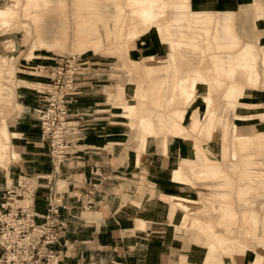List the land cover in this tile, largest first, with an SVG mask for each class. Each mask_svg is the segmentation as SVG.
Segmentation results:
<instances>
[{
  "label": "crops",
  "instance_id": "crops-1",
  "mask_svg": "<svg viewBox=\"0 0 264 264\" xmlns=\"http://www.w3.org/2000/svg\"><path fill=\"white\" fill-rule=\"evenodd\" d=\"M202 2L210 3L209 0L199 3L204 4ZM255 5L259 6V12ZM192 6L197 4L192 2ZM209 7L210 12L207 13L215 14L218 20H228L239 41L236 51L245 44L250 45L255 58L252 62L256 73L253 87L257 89L264 83V41L261 40L264 28H261L263 33L256 29L257 41H260L258 46L252 40L242 42L233 29V12L228 9L214 10L211 4ZM250 7L255 20L258 14H264L261 0H252ZM40 9L39 40L43 38L41 42L45 48L55 47L57 40L53 41V37L56 39L60 36L59 31H54L57 21L52 20L51 12ZM109 10L112 11L110 7ZM49 20L52 27L45 29L44 23ZM140 40L136 43L140 47L139 52L136 48L131 51L134 58L166 54L163 46L151 34L144 35ZM94 57H86L88 66L80 78L79 90L70 108L73 122L77 125L78 140L72 154L58 166H54L50 160L48 143L41 139L39 124L32 113L38 105V90L48 82L55 57H45L39 62L41 75L34 73V77L18 79L24 82L17 88L18 114L10 124L5 120L10 133V153L11 156L16 154V160L12 156L8 168L0 167V202L5 190L25 177L37 187L33 211L39 216L38 222L42 221L41 217L48 208V196L54 195L59 200V218L64 222V229L56 248L60 251L61 264H160L162 255L167 256V264H203L206 247L191 241L185 231L178 229L183 212L174 208L170 201L173 196L190 200L200 198L197 187L174 181L171 174L183 160L195 159L194 144L179 135H169L167 150L160 148V142L157 143L155 137H148L145 149H140L134 130L121 115L120 104L131 101L130 84H123L122 99L116 100L113 94L121 82L111 76V68L104 60ZM14 79L15 73L12 82ZM233 83L241 81L235 79ZM36 84L39 86H34ZM8 88L11 103L14 91L11 85ZM253 98L243 103L256 106L248 107L252 109L250 112L241 105L236 110L238 114L251 115V119L245 121L247 123L236 120V124L242 130L248 127L264 134V92H259ZM194 111L199 116L201 106L188 108L182 124L188 126ZM12 131L17 135V141ZM216 133L203 140L202 148L209 158L220 164L222 141L219 131ZM200 187L205 196L211 191L203 183ZM26 203V200L16 201L17 205ZM141 221L144 226L139 229L137 226ZM221 258L223 264H253L256 254L246 250L243 253L223 254Z\"/></svg>",
  "mask_w": 264,
  "mask_h": 264
},
{
  "label": "rangeland",
  "instance_id": "rangeland-1",
  "mask_svg": "<svg viewBox=\"0 0 264 264\" xmlns=\"http://www.w3.org/2000/svg\"><path fill=\"white\" fill-rule=\"evenodd\" d=\"M5 1L7 2V6L9 8L12 7L15 11L14 13L18 15L0 16V95L5 94V92L10 93V90H8L9 85L12 86L14 91L11 103L10 100L0 101V122L3 126L7 128L5 120L10 124L18 114L19 108H17L16 102L19 103V89L17 88L19 84L24 83L19 82L20 80L18 79L23 78V76L34 77L37 73L41 75V72L39 71V62L45 57L50 59L49 57L56 58L61 55L81 53H83L84 57L94 55L107 63V65L111 68L110 73L113 78L118 79L121 84L124 83V80L127 78V73L131 71V66L128 63V60L131 59L130 51L136 48L138 49L136 51L139 52L140 47L136 46L137 42H135V39L137 37H143L144 28L142 26L139 27L138 25V29L132 30L128 21L129 17L127 22L125 20L123 26L121 28L119 27L118 32L119 35H121V39L114 37L110 32H107L106 34L102 33L97 28V25L100 21H105L106 19H104V17H99L98 13L103 14V16L107 13L109 15L114 14L116 9L112 3H103L105 0H48V5L40 4L39 6H30V8L28 7L29 0ZM190 1L191 0H189V6ZM251 2L252 0H210L209 4H211V8L214 10L217 9L223 11L224 9H228L232 11L234 18L233 29L238 34L241 41L244 42L252 40L258 46L260 41H257L258 35L256 33V29L260 31V33H263L261 28H264V14H258V19L255 20L253 10L251 7L249 8ZM261 2L264 5V0H261ZM119 3L126 5V3H122L121 0ZM109 7L112 11L109 10ZM247 7L249 9H247ZM40 8H43L47 12H51L50 14L53 16L52 20H55V22L57 21V26L54 31H59L60 36L56 39L53 37V41L57 40V42L54 43L55 47L45 48V45L39 40L40 35H38L37 31L38 21L36 15ZM255 8L258 12L260 11L258 5H255ZM26 9L28 12L27 14H25ZM12 17L16 21H13ZM10 19L11 21H9ZM19 22L22 23V25ZM6 26L8 28H5ZM44 27L45 29L52 27L50 20L48 23L45 21ZM221 28L222 27L218 28V35H222ZM196 30L201 31L199 29ZM212 34V31H210L205 42L201 45V47L205 49L202 53L201 61L198 60V57L201 54H197V58L193 61L184 60L180 71L181 75L186 72V78L190 77L192 79L197 77L198 79V86H193L189 80L186 84V89L190 92V96L192 95V99L204 98L209 102H207V104L211 109H221L226 118H233L234 112L237 110L239 105L243 108L256 107L254 105L243 103L254 99L253 97L256 94H259V92H264V83L257 89L253 87L255 82L254 76H256V73L252 62H254L255 58L249 44H245L237 51L235 49H232L231 51L229 50V52L226 50H217L212 43ZM151 35L155 37L154 34ZM260 36L262 37V35ZM171 39V36L163 35L160 38L159 43L164 49H166L168 48L166 46L167 44L174 45V43L170 42ZM262 39L264 41V37H262L261 40ZM246 47H249L247 51L244 49ZM169 54L170 55L168 56L171 58L172 53ZM217 55L221 58L219 57V59H216L214 56ZM233 56H237L235 58H238V60L242 59L244 56L253 59L248 61L246 64L240 61L242 64L240 65L238 64L239 62L237 63L236 61H233ZM132 57L134 58V56ZM133 62L136 64L134 68V81L144 79V85L146 86L149 80L146 65L149 61L143 55L140 59H133ZM31 67L37 68L31 69ZM259 69L261 70L260 62ZM29 71L33 72L30 73ZM247 71H249L248 74ZM167 72L168 74L164 77L163 81L156 85L155 90L151 89L145 91L144 99L133 95L131 102H135L136 107L140 112L147 108H152L154 111L161 109L163 112H168L169 108H163V106L159 107L160 104L164 103L165 97L170 96V93L163 91V88L169 81L170 76H172L169 73V69H167ZM14 73L15 79L12 82ZM199 73H201V77ZM183 79L185 80V77ZM235 79L241 81V83H233ZM223 80H227V82H223ZM203 83L205 84L203 85ZM208 83L211 85H207ZM34 86L38 87L39 85L36 84ZM129 87L132 88L133 85L130 84ZM231 90H233V92ZM153 96L154 101L156 102L155 105L152 102ZM115 99H122V95L116 97ZM124 104H127V102L123 101L120 104V107ZM30 109L31 108H29V110ZM251 110L252 109L250 108L247 112H250ZM247 116H250V118L252 117L251 115ZM132 129L134 130V135L138 140V127H134ZM252 129L253 128H249V133L252 137L251 142L257 143L258 141L255 139L256 135L264 134L253 131ZM220 133L221 132H219V134ZM223 133L224 132L220 135L222 141V154L220 155L219 162L221 163L219 164L211 158H206L204 164L218 165L219 177L214 178L221 179V181H223L221 185L231 188L229 190V194L227 193L224 195V191L222 192L214 189H209L211 191L207 192L206 196L202 194V192L198 193L200 197L203 195L205 201L207 200V204H209L206 213L210 215L214 212L219 213L222 211V204H227L233 211L235 221L230 225L229 234L224 237L223 234L226 233L225 230H223L221 226H217L215 224V220L211 218L212 216H210L209 220L206 221V226H208L212 232L208 236L204 233L201 235V239L203 241L202 245L206 247V253L209 254V260L215 264H223L221 258L223 254L243 253L246 250L255 252L256 260L253 264H264V199L258 198L260 190L257 188V181L264 182V159L260 158L261 156L258 157L252 155L250 158L242 161L240 157H235L233 159L230 156H227V154H225L227 147L224 142ZM194 135H197L202 142L205 138H210L209 136H205L204 132L195 133ZM240 143L242 144L243 141L235 139L231 149L232 152H236L238 149H241L238 147ZM252 149L258 150L259 148L253 147ZM5 155V158L8 156V159L6 161L3 159L0 160V167L2 168L9 167L12 156L13 160H16V154H12L11 156V153L7 152ZM249 159L251 163L249 162ZM260 160L263 161L261 162ZM252 163H256L255 166ZM230 164H236V169H234L232 167L233 165ZM243 164L245 166H243ZM187 165L188 164L181 162L179 168L184 169ZM249 165L251 166L249 167ZM192 175L195 176V174ZM249 175H251V179H253L254 182L251 184L250 188H248L250 195L243 203V200L239 197V193L242 191L244 185H249L247 182V179L249 178L246 177ZM203 176L205 177L202 179L203 185L207 186V177L210 175L204 174ZM194 181L196 182V179H194ZM194 187L196 186L194 185ZM238 222L241 224V228L243 229L242 237H238L236 233L237 230L239 231ZM181 230L186 232L189 239H192L196 233L195 231H189L185 228H182ZM207 239H210L212 242V248L211 245L206 242ZM239 240L243 241L244 244H239ZM161 263L166 264L165 262Z\"/></svg>",
  "mask_w": 264,
  "mask_h": 264
},
{
  "label": "bare ground",
  "instance_id": "bare-ground-1",
  "mask_svg": "<svg viewBox=\"0 0 264 264\" xmlns=\"http://www.w3.org/2000/svg\"><path fill=\"white\" fill-rule=\"evenodd\" d=\"M105 1L112 3L116 9L115 10L116 12L112 15L111 14L109 15L107 13L104 16L103 14L98 13L99 17H104V19H106L105 21H100L97 25V28L102 33L106 34L107 32H110L114 37H118L121 39V35H119L118 32L119 27L121 28L123 26L124 21L126 20L127 22V19L130 17L128 21L132 30L138 29V25H139V27L142 26L144 28L143 36L146 34H154L158 42L160 41V38L163 35L171 36L172 39L170 40V42L174 43V45H168V44L166 45L168 48L165 49L166 54L164 56H161L157 53L144 55L145 58L149 61L148 64L146 65L147 73L149 74V80L146 86L144 85L145 83L144 79H139L137 81H134L135 79L134 68L136 64L133 62V59L135 58L131 56V51L133 50L130 51L131 59L128 60V63L131 66V71L127 73L126 75L127 78L124 80V83L133 85V87L131 88V98L133 97V95H135L136 97H140L144 99L145 98L144 94L146 90H151V89L155 90L156 85L159 82L163 81L164 77L168 74L167 69H169V73L172 75L170 76V79L165 85V87L163 88V91L170 93V96L165 97L164 103L159 105V107L163 106V108H167V109L169 108L168 110L169 113L163 112L161 111V109L154 111L152 108H147L144 111L140 112L137 109L135 102H131V101L127 102V104H124L121 107L122 108L121 115L127 119L129 125L132 128L138 127V140H139L140 149L142 150L145 149V144L148 137H155L156 140H158L156 142L157 143L160 142V148L163 151L167 150L168 142L170 141V138L168 137L169 135H179L181 136V138L191 141L195 147V159L192 161L189 160L182 161L188 164L189 166L187 165V167L184 169L178 168L177 170L174 171V173H171L173 174L174 181L175 180L177 182L181 181V183L183 182L191 186L195 185L199 189V192L201 193L202 188L200 187V185L203 183L202 179L205 178L203 175L207 174L210 175L207 177L208 179L206 183L209 189H214L217 191L220 190L222 192L224 191V195H226L227 193L229 194V190L231 188L228 186L221 185V183L223 182L221 181V179L214 178V177H219L218 165L204 164L205 159L209 157L205 154V150L202 148V140L199 139L197 135L195 136L194 134L204 132L205 136L211 137L212 135L213 136L216 135L217 131L221 132L220 135L222 134V132H224L223 137L225 140L224 141L225 145L227 147L225 154H227V156H230L233 159L235 157H240L242 161H245L247 158H250V156L252 155L258 157L261 156L260 158L264 159V148H263L264 135L262 134L256 135L255 139L258 142L252 143L251 142L252 137L251 134L249 133L250 132L249 128L244 127L243 129L245 130H242L236 124V120H239L240 122L242 121L243 123H247L245 121H249L251 119L250 116L244 114H238L235 111L233 118H226L221 109H211L210 106L207 104L208 101H206L204 98L192 99L193 98L191 97L192 95L190 96V92L186 89V84L189 81H191L190 83H192L193 86L194 85L198 86L197 84L198 79L197 77H194L192 79L190 77L186 78L185 75L186 72H184V74L182 73L181 75V71H180L184 60L193 61L197 58V54H201L198 57V60L201 61L202 53L205 51V49L202 48L201 45L205 42L206 37L208 36L210 31H212L213 33L212 43L217 50H223V51L226 50L229 52V50L231 51L232 49H235V47L239 44V41L234 36L233 31L230 28V25L228 24V20H224V19L218 20L215 14L207 13L210 12V7H209L210 4L206 2H202L204 4L199 3L203 0L201 1L196 0V2L195 0H191L190 6H189V0H121V2L122 3L125 2L126 5L120 4L119 3L120 0H105ZM192 2L196 3L197 6L193 7ZM28 3H29L28 7H30L37 5L39 6L40 4L48 5L49 1L29 0ZM14 12L15 11L12 7L9 8L7 6V2L5 0H0L1 17L7 15L13 16L16 14ZM27 13L28 12L26 9L25 14ZM36 16H37V21H39L40 11L37 12ZM9 21H11V19ZM13 21L16 20L13 19ZM20 24L22 25V23ZM219 27H222L221 28L222 35H218L217 33ZM5 28L8 27L6 26ZM196 29H199L201 31H198ZM37 31H38V27H37ZM139 38L141 37H137L135 39V42L139 43L141 41L139 40ZM40 39L42 41L43 38ZM248 48L249 47H246L244 49L247 51ZM169 53H172L171 58L170 56H168L170 55ZM214 57L216 59H219L220 56L217 55ZM235 57L237 56H233V61H236L237 63L239 62L238 64L240 65H242L240 61L246 64L248 61L253 59L244 56L242 59L238 60V58ZM248 73L249 71H247V74ZM199 75L200 77L202 76L201 73H199ZM184 77L185 80L183 79ZM123 84L118 86L117 91L114 94V98L122 95ZM204 84L205 83H203V85ZM207 85H211V84L208 83ZM231 91L233 92V90ZM0 101H9V93L5 92V94L0 95ZM152 102L154 103V105L156 104V102L154 101V96ZM195 105L201 106L200 115L198 116V114L196 113L197 111H194L195 113L192 112L191 122L188 124V126L182 124L184 115L186 111H188V108H192ZM11 134L13 135L14 140L17 141V135L13 131L11 132ZM9 139H10V133L8 131V128L3 126L2 123L0 122V160L3 159L6 161L8 159V156L7 158H5L6 157L5 154L7 152L8 153L11 152ZM235 139H240L243 141V143L242 144L240 143L238 146L241 149H238V151L236 152H232L231 149L233 147V143ZM16 146H17V142H15V147ZM253 147H258L259 149L253 150L252 149ZM155 148H157V146H155ZM255 164L256 163H254L253 165L255 166ZM230 165H233L232 167L236 169L235 168L236 164H230ZM251 165H249V167ZM243 166L245 165L243 164ZM192 174H195V176H193ZM246 177L249 178L247 179L249 185H244L242 191L239 193V197L243 200L242 201L243 203L247 200V197L250 195L248 188H250L251 184L254 182V180L251 179V175ZM194 179H196V182L194 181ZM257 188L260 190V193H258V198L264 199V182L257 181ZM170 201L171 204L174 206V208H179L183 212L181 222L179 226H177L178 229L181 230L182 228H185L189 231H195L196 233L194 234L193 238L190 240L199 244H203V241L201 239V235H203V233L206 236H208L212 232V230L208 226H206V221L209 220L210 216H212L211 218L215 220V224L217 226H221L223 230H225L226 233L223 234L224 237L227 234H229L230 225L232 224V222L235 221V216L233 214V211L227 204H222L221 206L222 211H220L219 213L214 212L211 215L206 213L209 204H207V200L205 201L203 196L200 197L199 199L196 198L195 200H190L179 196H173L170 197ZM142 222L143 221H141L140 224L138 222V224L140 225L137 226L138 228L144 226ZM238 227H239V231L237 230L236 233L238 237H242L243 229L241 228V224H239ZM206 242H208V244L211 245V248L213 247L210 239H207ZM238 243L241 245L244 244V242L241 240H239ZM205 254L206 255L204 257L205 260H203L204 261L203 264H215L211 260H209V254L207 253ZM161 262H165L167 264L166 255H162ZM161 262L160 264H163Z\"/></svg>",
  "mask_w": 264,
  "mask_h": 264
},
{
  "label": "built area",
  "instance_id": "built-area-1",
  "mask_svg": "<svg viewBox=\"0 0 264 264\" xmlns=\"http://www.w3.org/2000/svg\"><path fill=\"white\" fill-rule=\"evenodd\" d=\"M88 66L81 54L57 56L50 68L48 82L38 90V105L32 110L41 139L48 143L50 160L61 165L72 154L78 138L77 125L70 108L79 90V82ZM36 186L28 178L5 190L0 202V264H61L56 248L64 229L59 218V200L48 196V208L42 221L33 211ZM26 200L25 205L16 201Z\"/></svg>",
  "mask_w": 264,
  "mask_h": 264
}]
</instances>
